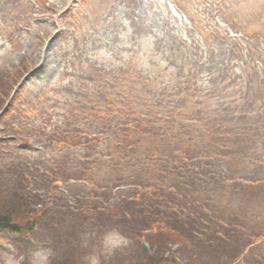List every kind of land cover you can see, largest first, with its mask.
<instances>
[{"label": "rangeland", "instance_id": "rangeland-1", "mask_svg": "<svg viewBox=\"0 0 264 264\" xmlns=\"http://www.w3.org/2000/svg\"><path fill=\"white\" fill-rule=\"evenodd\" d=\"M189 86L187 115L181 122L176 113V122L209 116L207 122L230 128L234 118H244L242 134H233L236 149L247 154L236 177L252 200L246 230L261 237L231 264H264V0H0L1 213L23 204L32 214L59 210L45 198L51 168L80 178L70 189L83 200L102 182L96 163L103 171L111 154L123 156L117 142L124 147L138 140L145 116L161 113L154 107L160 99L181 106ZM130 121L140 128L136 134L115 131L117 123ZM145 137L143 144L159 153L169 146H153L156 139ZM142 161L155 173V163ZM127 165L125 182L137 166ZM57 182L60 194H70ZM243 235L236 226L232 241L237 245ZM12 241L0 232V256L15 254L22 264L41 249L38 242L29 248ZM95 242L99 249L100 237ZM131 246L115 259L94 247L87 259L127 264L136 259ZM234 252L206 262L227 264Z\"/></svg>", "mask_w": 264, "mask_h": 264}, {"label": "trees", "instance_id": "trees-1", "mask_svg": "<svg viewBox=\"0 0 264 264\" xmlns=\"http://www.w3.org/2000/svg\"><path fill=\"white\" fill-rule=\"evenodd\" d=\"M191 81L192 78L189 85ZM188 90L181 106H174L170 101L165 104L160 99L154 107L161 113L157 117L145 116L138 140L124 147L117 142L118 149L125 151L123 156L120 152L117 157L111 154L104 161L103 171L96 163L98 179L102 181L96 185L97 190H88L81 197L83 200L75 199L70 181L81 179L72 174L67 176L63 171L55 173L51 168L50 190L46 188L45 198L50 196V208L59 206V210L50 215L46 207L34 215L23 204L20 209L0 211V232L13 236L14 245L31 248L30 243L38 242L41 249H53L56 255L52 264H89L87 256L96 247L95 240L102 239L112 229L121 232L131 242V248L137 249L135 261L127 264H210L206 262L208 258L216 261L219 252L235 248L227 256L231 264L243 250L256 248L255 242L261 236L246 230L250 229L246 216L251 214L252 200L246 199L243 193L249 188L237 183L236 177L242 174L240 167L247 154L236 149L234 141L239 139L233 134H242L244 118H234L230 128L219 122H207L209 116L191 118L197 124L190 119V124H180L183 115H187L184 108L193 89L189 86ZM194 91L199 93L198 88ZM193 98L202 99L198 94ZM176 113L179 122H176ZM148 123L151 127L146 126ZM130 124L131 121L117 123L115 131L126 133L123 136L136 134L139 127L133 121ZM147 134L156 139L153 146L156 143L169 146L162 153L146 147L143 143ZM144 149L150 153H143ZM142 159L157 165L155 173L145 169ZM132 162L137 166L133 165V178L127 183L121 170H128L127 164ZM59 180L69 196L59 193L62 191ZM88 180L94 183L91 178ZM45 203L44 197L41 198L40 204L45 206ZM236 226L244 231L237 245L232 241ZM88 241L90 245L85 246ZM143 244L149 246V253ZM175 244H178L176 250L168 249L167 246ZM98 252L101 253V247ZM120 254L121 249L109 256L115 259Z\"/></svg>", "mask_w": 264, "mask_h": 264}, {"label": "clouds", "instance_id": "clouds-1", "mask_svg": "<svg viewBox=\"0 0 264 264\" xmlns=\"http://www.w3.org/2000/svg\"><path fill=\"white\" fill-rule=\"evenodd\" d=\"M128 239L118 230L112 229L104 233L101 242V255H111L116 251L126 247ZM56 253L51 248L38 249L30 254L28 264H52ZM22 259L15 254H5L0 256V264H22ZM90 264H101L99 256L90 257Z\"/></svg>", "mask_w": 264, "mask_h": 264}, {"label": "bare ground", "instance_id": "bare-ground-1", "mask_svg": "<svg viewBox=\"0 0 264 264\" xmlns=\"http://www.w3.org/2000/svg\"><path fill=\"white\" fill-rule=\"evenodd\" d=\"M44 63L46 64V58H45V60H44ZM45 66V65H44Z\"/></svg>", "mask_w": 264, "mask_h": 264}]
</instances>
